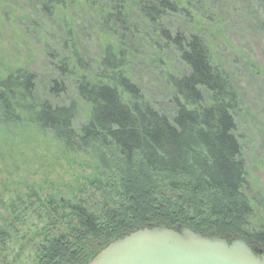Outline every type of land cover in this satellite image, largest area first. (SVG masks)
I'll list each match as a JSON object with an SVG mask.
<instances>
[{
  "label": "trees",
  "instance_id": "16d2710c",
  "mask_svg": "<svg viewBox=\"0 0 264 264\" xmlns=\"http://www.w3.org/2000/svg\"><path fill=\"white\" fill-rule=\"evenodd\" d=\"M31 1L32 12L17 8L20 0H0V28L12 40L18 34L23 47L45 45L46 93L59 98L71 90L75 99L40 100L37 78L16 59L24 50L13 43L15 56L2 48L0 140H50L77 172L66 199L59 191L42 198L26 191L56 229L44 228L34 264H87L113 241L159 226L229 243L242 239L264 254V232L251 227L254 208L244 192L248 172L236 135L246 112L228 78V58L215 53L219 40L229 42V22H247V11L257 21L249 27L264 36V0ZM39 16L54 30L44 44L52 28L36 23ZM87 44L97 47L92 60ZM167 50L181 73L170 72ZM150 67L169 94V111L145 98L132 78L149 77ZM79 111L84 121L75 130ZM26 204L11 201L8 220L0 216V247L14 232L11 218L25 217Z\"/></svg>",
  "mask_w": 264,
  "mask_h": 264
},
{
  "label": "rangeland",
  "instance_id": "374dc122",
  "mask_svg": "<svg viewBox=\"0 0 264 264\" xmlns=\"http://www.w3.org/2000/svg\"><path fill=\"white\" fill-rule=\"evenodd\" d=\"M9 1L11 2V0H5L7 3ZM20 1L17 8L34 11L33 1ZM18 12L25 13L23 10ZM245 14L247 22L241 23L236 20H234L235 23L229 22L230 25L224 34L226 41L229 40V42L224 43L219 40L218 49L215 53L221 59L227 60L228 58L225 69L230 75L228 78L231 85L241 99L246 112L236 131L243 149L242 159L248 172L244 192L254 208L255 216L251 222L252 230L264 232V36L257 29L253 30L249 27L251 22L254 24L257 22L256 16L249 11ZM38 19L46 28L51 27L53 32L52 37L49 36L51 32L49 30L43 34L44 44L46 40L53 39L54 30L44 16L34 18L36 23ZM7 34V31L0 28V53H4L1 50L3 48L8 53L15 55V52L10 50L13 43L18 44L24 50V52L16 53L17 56H15L16 59L20 60L18 64L28 69L37 78L36 94L40 100L51 105H67L75 99L71 90L59 98L46 93L49 72L46 71L48 60L45 45L44 48H41L32 42L23 47L18 34L17 38L13 40ZM57 39L58 35L56 36ZM23 43L26 44L27 42L23 41ZM12 47L17 46L13 45ZM84 47L88 48V60L97 56V47L93 44L91 48L88 44L87 47ZM42 51L43 54H41ZM165 52L164 54L167 55L166 63L170 72L173 74L181 73L183 66L173 56V52L171 50ZM244 57H246L245 60ZM240 59L241 61H239ZM246 60L251 62L250 66L245 64ZM149 69L151 72L149 77L138 73L139 77L132 78L141 88L145 98L153 101L157 107L169 111L171 108L169 94L165 88L157 87V83H155L157 74L151 67ZM154 75L156 77H153ZM83 118V112L79 111L73 122L75 130H79L84 121ZM241 135L243 137H240ZM44 142L47 144L40 140L38 142L29 140L24 142L18 139L0 140V216L3 220H8V206L11 201L14 204L15 202L18 204L20 201L25 203L26 201L27 204L21 208L28 209L25 217L19 221L14 217L11 218L15 221V223H11L12 228L14 226V232L11 233L9 241H5L3 247H0V264H34L38 257L36 253L38 246L45 235L44 228L47 234L55 233L56 229L51 228L44 221L42 214H38V208L35 206L36 200L34 198L28 200L26 195L35 194L38 195V198H42L44 195L49 197V193L58 195L57 191H59L60 199H66V187L74 186L76 170L68 167L64 161L59 159V156L53 152L54 146L50 140ZM26 191H29L28 194ZM91 203L89 202V205Z\"/></svg>",
  "mask_w": 264,
  "mask_h": 264
},
{
  "label": "water",
  "instance_id": "95a60500",
  "mask_svg": "<svg viewBox=\"0 0 264 264\" xmlns=\"http://www.w3.org/2000/svg\"><path fill=\"white\" fill-rule=\"evenodd\" d=\"M87 264H264V254L240 239L159 226L113 241Z\"/></svg>",
  "mask_w": 264,
  "mask_h": 264
}]
</instances>
